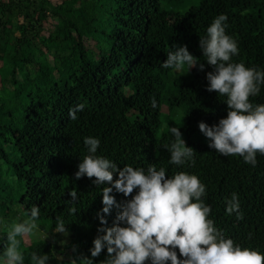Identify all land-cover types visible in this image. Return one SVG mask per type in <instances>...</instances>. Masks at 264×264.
<instances>
[{
    "label": "trees",
    "instance_id": "obj_1",
    "mask_svg": "<svg viewBox=\"0 0 264 264\" xmlns=\"http://www.w3.org/2000/svg\"><path fill=\"white\" fill-rule=\"evenodd\" d=\"M191 1H0V212L16 204L26 216L34 205L40 209L41 236L29 246L22 238L25 264H32V252L47 254L49 264L91 257L105 185L94 184L95 177H75L88 154L85 136L99 137L97 154L121 168L156 165L166 167L168 176L198 175L207 185L203 199L217 227L264 252V155L257 154L255 166L238 155H221L199 129L201 121L218 123L228 109L226 97L208 91L213 67L203 56L201 37L216 16L227 14L226 31L239 47L232 59L264 68V0ZM177 45H187L205 68L185 66L177 73L164 68ZM251 100L264 103V87ZM81 103L78 119H71L70 109ZM172 126L196 150L194 164L169 163L165 145L174 139ZM234 192L243 220L226 212L225 198ZM114 195L120 202L130 198ZM73 203L75 214L69 211ZM118 211L105 214L109 226ZM57 217L67 233L55 231ZM6 243L7 235L0 239V253ZM107 255L104 249L95 264Z\"/></svg>",
    "mask_w": 264,
    "mask_h": 264
},
{
    "label": "clouds",
    "instance_id": "obj_2",
    "mask_svg": "<svg viewBox=\"0 0 264 264\" xmlns=\"http://www.w3.org/2000/svg\"><path fill=\"white\" fill-rule=\"evenodd\" d=\"M228 16L221 13L207 27L200 39V47L208 65V91L226 97L227 115L218 123L199 122V129L209 139V147L224 156L238 155L244 162L255 166L257 154L264 155V103L257 104L251 97L258 96L264 87V68L236 62L239 55L238 41L226 31ZM199 65L187 45L174 47L167 53L163 67L189 71ZM156 107V100H152ZM83 103L69 111L70 118L78 119ZM174 136L165 147L170 152L169 163L185 165L195 163V149L184 139L181 128L171 127ZM87 153L78 165L77 179L95 177L93 183L105 185L102 189L103 208L98 212L101 226L93 240L91 257L81 255L79 264H95L93 258L107 249V256L100 264H264V252L245 247L217 227L211 218L212 208L203 199L207 185L198 175L186 171L167 175L166 167L156 165L120 167L114 160L98 155L101 139L85 136ZM118 178H114L117 177ZM114 193L130 197L124 202ZM73 202L78 199L70 191ZM226 212L244 219L238 193L225 198ZM118 209L116 221L109 226L105 214ZM77 212L75 203L69 210ZM40 209L33 206L26 218L8 226L7 243L0 253V264H25V254L20 250L22 238L39 233ZM7 224L0 216V226ZM55 231H69L63 218L57 217ZM252 233H249L251 239ZM32 264H49V256L31 253ZM74 264L76 262L74 261Z\"/></svg>",
    "mask_w": 264,
    "mask_h": 264
},
{
    "label": "rangeland",
    "instance_id": "obj_3",
    "mask_svg": "<svg viewBox=\"0 0 264 264\" xmlns=\"http://www.w3.org/2000/svg\"><path fill=\"white\" fill-rule=\"evenodd\" d=\"M52 1L55 2V3H59L62 0H52ZM194 1H196V0H194ZM194 1L193 2L191 1V4L195 3ZM182 10H185V9H182ZM48 27H49V29L52 28L51 25H49ZM177 72H179V70L176 71L175 73H177ZM0 87H1V83H0ZM163 110H164L163 112H167L166 105H164ZM164 126H166V121H165ZM9 179L11 180V186L12 185L15 186L16 184L14 183V179L12 177L9 178ZM7 194H8V192L5 193V196H7ZM11 209L12 210L8 209V207L7 208H3V211L0 212V216L4 217L6 219V221H7L6 225L0 226V239L3 238V236L7 235L8 226L9 225H11L12 223L20 222L22 219L27 217L25 215V213L23 212V208H22V206L20 204H16ZM38 235L41 236L40 233H37V234H34V235H31V236H28V237L24 238L25 246L31 245L35 241V239H37ZM63 236L65 238L67 237L66 234H63ZM75 262H76V264H79L77 259L75 260Z\"/></svg>",
    "mask_w": 264,
    "mask_h": 264
},
{
    "label": "built area",
    "instance_id": "obj_4",
    "mask_svg": "<svg viewBox=\"0 0 264 264\" xmlns=\"http://www.w3.org/2000/svg\"><path fill=\"white\" fill-rule=\"evenodd\" d=\"M1 1V0H0Z\"/></svg>",
    "mask_w": 264,
    "mask_h": 264
}]
</instances>
